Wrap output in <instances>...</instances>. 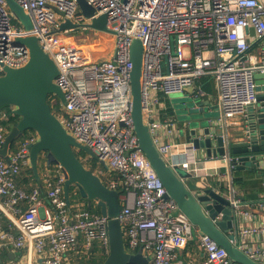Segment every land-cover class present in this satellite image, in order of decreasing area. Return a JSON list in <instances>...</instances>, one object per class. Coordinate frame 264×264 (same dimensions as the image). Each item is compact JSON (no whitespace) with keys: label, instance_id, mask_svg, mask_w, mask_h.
Segmentation results:
<instances>
[{"label":"built area","instance_id":"obj_1","mask_svg":"<svg viewBox=\"0 0 264 264\" xmlns=\"http://www.w3.org/2000/svg\"><path fill=\"white\" fill-rule=\"evenodd\" d=\"M86 1L96 17L108 15V28L116 33H105L114 38L113 58L87 61L82 47L70 51L62 45L63 36L72 32L58 33L65 18L90 23L77 13L76 0H15L32 22L30 31L0 0V77L6 68L20 69L29 63V48L16 40L35 36L59 70L55 83L67 102L57 111L52 100L54 114L77 143L95 154L98 164L91 167L102 166L99 173L109 177L107 186L124 191L117 219L128 252L142 249L150 264H177L181 252L198 241L205 259L197 264H239L230 261L227 251L209 236L200 235L177 203L166 198L162 181L141 150L132 119L130 53L133 38L141 39L144 121L160 153L193 179L207 176L195 149L173 141L178 123L169 114L173 109L169 100L189 90L196 99L206 96L198 82L209 77L218 86L223 120H247L250 108L261 105L258 87H264V77L256 78L264 75V0ZM83 30L89 29L79 32ZM9 119L6 110L0 111V148L10 131L3 122ZM38 138L36 132L23 134L10 163L0 157V216L10 221L8 230L0 226V254L11 247L29 248L40 264H68L69 252L82 248L87 254L98 244L108 256L110 219L76 199L67 201L63 168L49 163L47 153L39 157L41 184L31 191L19 187L23 171L32 168L30 152ZM43 196L51 209L42 208ZM231 202L237 223L233 241L251 259L264 263V224L240 227L244 221H255V216L240 199L232 197ZM258 206L264 210V199ZM250 239L257 241L248 243Z\"/></svg>","mask_w":264,"mask_h":264},{"label":"water","instance_id":"obj_2","mask_svg":"<svg viewBox=\"0 0 264 264\" xmlns=\"http://www.w3.org/2000/svg\"><path fill=\"white\" fill-rule=\"evenodd\" d=\"M5 1L15 19L30 31L32 22L29 16L15 0ZM76 1L79 6L77 13H82L90 23L76 24L65 18L59 25L58 33L89 29L116 35L108 28L107 14L96 17V10L86 0ZM127 1L121 0L122 3ZM16 44L29 48L30 61L20 69L6 68L5 75L0 77V110L6 106L14 107L15 114L20 118L10 129L3 147L0 148V157L10 163L14 144L25 132H36L39 138L30 152L35 177L40 178L39 157L42 153H47L49 163L59 164L63 168L67 201L70 202L71 189L74 187L90 209L96 206L103 217L110 219V250L103 264H150V258L143 255L142 249L136 254L126 249L124 231L117 219L122 210L119 191L110 189L98 175L84 165L77 156V150L97 160L95 154L88 147L76 142L52 110L50 96H56L63 105L67 104L63 91L55 83L59 75L55 62L43 51L33 35L18 38ZM130 56L133 64L131 90L135 134L141 150L166 189V198L177 203L179 211L198 229L200 235L209 236L224 248L230 261L239 264H264L251 259L233 241L237 223L232 197L224 194L221 186L216 188L200 183L196 189H191L187 181L193 179V176L169 165L160 153L144 121L141 81L144 46L141 39L133 38ZM263 77L264 75H256L257 79ZM259 98L261 105L250 108L241 129L230 132L216 121L204 118L205 111L210 113L211 110L195 100L201 116L187 123L191 148L204 151L209 159L221 160L228 176L240 173L242 178H246V175L264 178V95L259 94ZM184 106L187 107L186 104Z\"/></svg>","mask_w":264,"mask_h":264},{"label":"crops","instance_id":"obj_3","mask_svg":"<svg viewBox=\"0 0 264 264\" xmlns=\"http://www.w3.org/2000/svg\"><path fill=\"white\" fill-rule=\"evenodd\" d=\"M78 33L79 32H76V33L70 32L64 35L63 36L64 39L62 38L63 40L62 45L67 50H70V51L79 50L76 48L82 47L83 49L86 50L87 54L85 56L86 58L84 59L87 61H95V60L103 59V58L94 59L91 53L87 52V48H85V46L81 44L80 40L77 39ZM113 50H114V47H113ZM113 50H112L111 58H113ZM111 58H106V59H111ZM211 85H212V90L210 92H207L206 96H201L200 98H197V99L194 98V95H193L194 91L189 90L185 92L184 94H187L186 96H188L187 101L191 99L193 101L195 100L200 101V104L201 102H203L205 104L203 105V107H208L209 110L220 108L219 101H218V86L214 80H212ZM259 93L264 95V87L259 89ZM172 99L173 98H171L169 102L171 103L173 107ZM262 100H263L262 105H264V98ZM59 107L60 108L63 107L61 102H60ZM220 113H221L220 114L221 118H219L218 122L216 123H218L219 125L225 126L229 132L230 130H233V131L240 130L243 123L245 122L243 118H234V119H229V120L224 121L221 109H220ZM173 117L177 119L174 108H173ZM177 123H178L177 135L173 139V141L175 143H181V144L187 143L188 144L189 143L188 124L187 123L180 124L178 120H177ZM176 149L177 148H175V150ZM180 149L184 150L182 147H180ZM86 155H84L85 157H83V160H85L86 163L91 164L92 166L93 164L91 163L92 159L90 160V155H87V156ZM195 155L197 159L201 161V165L206 167L207 174H208L207 176L204 175L195 180H199L200 181L199 184L205 183V184H209L210 186H214L216 188H219V186H221L224 194H226L228 197H236L240 199L243 202L244 208L252 211V213L254 214L255 221H244L242 222L240 227L247 226L249 224H258V223L264 224V210H261L260 207L258 206V203L264 199V178L261 176H247V175L245 176L246 178H242V175L240 173H235L232 176H228L226 174L227 173L226 167L222 164L221 160L209 159L204 151H196ZM88 169L92 170L96 175H98L101 178L103 183L108 185L109 177L107 175L102 176L99 173L102 170V166H98L96 170H93L92 167ZM39 172L42 173V168L39 169ZM41 173H39L40 176H41ZM27 180H29V176L27 175V170H26V171H23V173L18 179L19 187L25 190L31 191L36 186L41 184L40 178L37 179V182H31L29 184L27 183ZM192 180L193 179L187 181V185ZM75 190L77 191L76 188ZM70 198H71V195H70ZM73 199L78 200L84 208L88 207V204L85 200L83 199H82L83 201L79 200L78 197H75ZM121 202H122V198H121ZM94 205L96 204H93V206ZM42 208L51 209L50 203L47 201L45 196H43ZM96 208L98 209V207L96 206L93 207V209H96ZM99 212H100V209H99ZM253 241H257V240L250 239L248 240V243H251ZM95 247L98 250L100 248L102 252H104L103 249L98 244ZM138 251L139 249L135 251H131V253L136 254L138 253ZM102 255L103 253L101 254L99 251H96L95 249L94 251L92 250L91 252L85 254L82 251V248H80L76 252H69L66 256V261L68 264H95L94 262L97 260H94V259H99ZM90 258L93 261H91ZM204 259H205V255L203 251L201 250L198 241H195V242H192L186 250L181 252L179 262L177 264H197L198 262ZM39 261H40V258L37 256V253L31 251L29 248L16 249L14 247H11L8 250H3L0 254V264H40Z\"/></svg>","mask_w":264,"mask_h":264},{"label":"rangeland","instance_id":"obj_4","mask_svg":"<svg viewBox=\"0 0 264 264\" xmlns=\"http://www.w3.org/2000/svg\"><path fill=\"white\" fill-rule=\"evenodd\" d=\"M77 39L80 40L81 44L87 48V52L91 53L92 57L94 59H100V58H111L112 56V50L114 47V39L113 37L106 35L105 33H99L97 31L92 30H83L81 33H78ZM186 54L189 53V50L185 51ZM262 87H258V90ZM187 94H179L176 96H173L172 102H173V108L177 117V120L180 124L188 123L190 120H195L199 118L201 115L198 113V108L196 102L189 99L187 101ZM187 105L185 107L184 105ZM201 105H205L203 102H201ZM189 107H194V110H190ZM208 108V107H207ZM220 108H215L211 110L210 113L205 111L204 118L212 119L216 122H218V119L221 118L220 116ZM85 163L84 165L87 168H91V164L86 163L85 160H83ZM199 180L193 179L188 183V186L191 189H196V187L199 185ZM195 237H197V233H194Z\"/></svg>","mask_w":264,"mask_h":264},{"label":"trees","instance_id":"obj_5","mask_svg":"<svg viewBox=\"0 0 264 264\" xmlns=\"http://www.w3.org/2000/svg\"><path fill=\"white\" fill-rule=\"evenodd\" d=\"M211 82H212V80H211V78H203V79H201L199 82H198V86H199V84H200V86L202 87V89L207 93V92H210L211 90H212V85H211ZM52 100H55L56 101V109H57V111H59L60 110V107H59V105H60V101H59V99L56 97V96H50L49 97V103H50V105L52 104ZM7 111L8 112V114L10 115V119H9V121L8 122H3L5 125H7L8 126V128L9 129H11L18 121H19V117L17 116V115H13L12 113H13V111H12V109H11V107L10 106H6V107H4V108H2L0 111ZM52 110L54 111V109L52 108ZM169 114L171 115V116H173V109L172 108H170L169 109ZM30 132H34V131H32V130H30V131H27V132H25L24 133V136H26L28 133H30ZM16 144V143H15ZM14 144V146H13V149H14V147L16 146ZM84 155H86V153L85 152H83V151H80V153L79 154H77V156L80 158V156H84ZM92 164H93V166H95L96 164H97V162H96V160L95 159H92ZM40 168H42V167H40L39 166V169ZM93 169V168H92ZM27 175L29 176V180H27V183L29 184V183H31V182H37V178L35 177V175H34V172H33V170H32V168H30V169H28L27 170ZM74 190H75V188L73 187L72 189H71V199L72 200H74L73 198H75V197H78L79 198V200H82L81 199V197L79 196V194H78V192H76V193H73L74 192ZM124 194V191H120V195L122 196ZM83 201V200H82ZM87 209H89V210H91L93 213H95V214H100V212H99V208L97 209H90V208H88V207H86ZM9 224H10V221L4 216V215H2L1 214V216H0V226H1V229H5V230H8L9 229ZM96 246V245H95ZM94 249L96 250V251H99L101 254L103 253V255L99 258V259H94V260H97V261H95L94 263L95 264H103L104 263V261L106 260V258H107V255L104 253V252H102V250L99 248V250L98 249H96V247L95 248H93L92 250L94 251ZM91 250V251H92ZM90 251V252H91ZM90 260L91 261H93L91 258H90Z\"/></svg>","mask_w":264,"mask_h":264}]
</instances>
